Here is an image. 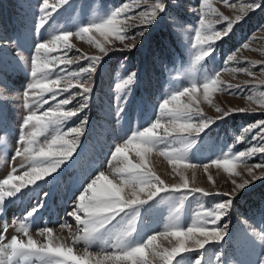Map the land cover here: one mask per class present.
I'll return each instance as SVG.
<instances>
[{
    "label": "snow or ice",
    "instance_id": "1",
    "mask_svg": "<svg viewBox=\"0 0 264 264\" xmlns=\"http://www.w3.org/2000/svg\"><path fill=\"white\" fill-rule=\"evenodd\" d=\"M142 3L146 7L135 12L134 10L140 8ZM68 5L70 0H37L35 5L29 6L31 15L35 17L33 34L37 36L30 57H26L23 51L18 50L21 48L17 41L0 39V49L14 50V66L22 67L31 75L28 87L16 97L23 101L22 107L26 110L20 124L18 139L20 147L15 151V157L21 158L20 168L24 171L23 175L17 176V169L13 167L10 174L0 179V216L6 215L7 202H15L13 198L22 199L29 194L39 197L38 189L43 185L36 182L55 173L76 150L80 138L88 127L87 110L92 98L95 72L105 56L135 48L140 44L149 26L163 14V18L170 22L178 36L189 43H192L191 38L194 36L195 42L192 46L197 50L195 61L199 63L215 51V41L233 34L234 25L243 20L248 13H255L257 9L264 12V0H250L246 4H241L240 15L234 19L213 9L209 0H200L199 7L193 6L188 0H154L152 3H148V0H130L129 3H123L113 9L106 17L94 18L87 26L81 25L78 31L61 28L53 32L49 39H40L41 29L54 19L53 14H58L60 9L67 10L65 6ZM189 12L197 17L195 26L186 23ZM209 12L217 18L213 19ZM134 20H138L139 23H130ZM221 21H226V26L222 30H217L215 25ZM133 27L138 30L130 34ZM261 27L264 30V26ZM96 34H99L101 39H97ZM73 35L80 38L87 35V43L94 45L99 50V55L89 56L87 53H80L70 57L68 53L73 51L74 46L69 43V38ZM117 43L119 46H115ZM241 46L248 48L249 44L242 43ZM236 59L234 53L227 55L221 67L227 71L228 62ZM81 61H87V64H82ZM7 62L8 54L0 53V63ZM61 65L63 67H59ZM72 65L76 67L73 69ZM57 68L58 70H54ZM248 74L252 75L250 71ZM138 80L137 70H132L123 81L124 91L117 97L115 109L118 121L123 118L122 114L132 95L133 86ZM61 82L64 84L62 88ZM72 88L76 90L71 91ZM5 89L14 91L8 80L0 75V92ZM198 89H202L203 98L209 103H211L209 94L216 89L226 90L232 95L240 91L239 86L225 84L220 78V69L199 83L193 82L190 87L169 89L162 101L157 98L158 102L154 105L157 114L154 119H148V126L143 130L137 128L133 134L124 137L121 143L114 146V152L109 153L112 179L100 171L95 178L86 183V186L81 187V194L74 200L72 210L68 213L77 224L73 244L83 242L86 246H91L97 234L105 230L113 236V239L104 242L100 252L95 254L94 264H184L188 257L183 254L197 250H200L199 256L193 264H207L205 246L209 244L220 245L215 264H264V215L261 216L259 225L249 223L247 218L244 219L235 238L236 247L234 249L224 247V244L228 243L224 241V237L229 233L233 201L254 181L264 180V155H261V163L248 165L253 156L264 154V119L250 124L235 137V143H240L245 141L247 135L254 129L257 130L251 140H248L250 146L247 149L236 152L233 151V146H229L227 151L221 152L212 160L217 168L223 167L225 171L234 173L237 177L240 173L234 172L236 162L247 167L248 178H241L239 182L232 178L230 191L189 187V180L183 173H178L182 176L181 183L168 184L148 167L146 157L153 150L166 157L173 165L187 161L188 153L196 145V138L200 133L217 120H223L235 112L249 111L245 108L225 110L214 105L219 115L215 118L209 117L202 109L194 106L198 99L196 96ZM184 96L189 97V103L181 102V97ZM261 97L259 103L264 108V93ZM251 98L249 95V99ZM45 105L48 107L44 108ZM69 105L71 107H68ZM80 113L84 115L80 116ZM72 118H75L73 120L75 126L68 127L65 131L66 122ZM50 125L64 126L53 127L49 132ZM160 129H163V135L158 134ZM4 131L7 133V127H4ZM40 137H43L42 141ZM130 151L135 152L140 162L133 163L129 159ZM112 162H116L114 168ZM188 166L195 169L199 165L189 163ZM202 167L207 172L210 165L203 164ZM255 169H260V172L257 173ZM58 179L57 176H52L51 180L44 181V185L53 184ZM211 179L209 176V180ZM16 181L23 183L17 186ZM29 184L35 187L21 193L20 189ZM5 186L10 187L5 190ZM161 193L172 195L179 193L181 207L183 200L190 196H197L201 201L212 197L217 202L211 210L198 212L195 220L188 226L180 224V208H177L174 216L164 225L163 231L149 234L142 228L141 234L136 236L137 222L140 220L139 208ZM163 199L167 197H162L161 202ZM44 207L45 203L40 201L26 211V216L17 228L20 238L13 237L5 243L6 237L0 235V264H18V257L28 256H39L46 260V264H92L89 259L71 255V247L64 245L53 247V230L47 226L39 232L41 237H46V243L32 238L29 226L34 216ZM134 208L136 211L131 214V219H127L129 214L126 210ZM113 221H116V224H113ZM117 225L126 227L117 229ZM7 227L5 223L4 232H7ZM62 227L70 229L71 225L65 221ZM158 236L169 240L174 238L175 243L170 248L160 249L156 244ZM256 249H260L259 255H255ZM146 250L151 255V260L145 257ZM89 255L85 251V256Z\"/></svg>",
    "mask_w": 264,
    "mask_h": 264
},
{
    "label": "rangeland",
    "instance_id": "2",
    "mask_svg": "<svg viewBox=\"0 0 264 264\" xmlns=\"http://www.w3.org/2000/svg\"><path fill=\"white\" fill-rule=\"evenodd\" d=\"M129 2L130 0H70V5L65 6L67 10L60 9L58 14H53L54 19L50 20L44 29H41L39 38L47 40L53 32L61 28H68L73 32L78 31L81 25L87 26L94 18L106 17L113 9ZM152 2L154 0H148V3ZM188 2L193 6H200V0H188ZM248 2L250 0H226V2L225 0H209L213 9L230 19L240 15V5ZM36 3L37 0H0V39L17 41L21 48L18 50L23 51L26 57L31 56L37 39V36L33 34L35 17L31 15L29 7ZM231 5H236V7ZM145 7L146 5L142 3L140 8L134 11L139 12ZM209 15L213 19L217 18L212 12H209ZM130 23L138 24L139 21L134 20ZM186 23L195 26L197 17L189 12ZM226 23V21H221L215 27L217 30H222ZM261 26H264V12L257 9L255 13H248L243 20L234 25L233 34L230 37L215 41V51L209 57L196 63L197 50L192 46L195 42L194 36L191 38L192 43L178 36L170 22L161 14V17L149 26L140 44L135 48L130 51L109 53L108 56H105L95 72L92 98L87 110L88 127L80 138L76 150L55 173L36 182L43 185L41 189H38L39 197L29 194L22 199L13 198L15 202H7L6 215L0 216V235L6 237L5 243L13 237L20 238L17 228L23 217L26 216V211L43 201L45 207L34 216L29 226L32 238L38 242L46 243V237H41L39 232L47 226L53 230V247L61 245L71 247V255L89 259L94 264L95 254L99 253L104 242L113 239V236L108 230H105L97 234L91 246H86L83 242L73 244L74 234L77 233V224L68 213L72 210L74 200L81 194V187L86 186V183L91 178H95L100 171L112 179L109 153L114 152V146L121 143L124 137L133 134L137 128L143 130L148 126V119L155 118L157 113L154 105L158 102L157 98L162 101L169 89L190 87L193 82L199 83L213 75L217 69H220V78L226 85L239 86L240 91L232 95L226 90L216 89L210 92L211 103H209L203 98L202 89H198L196 93L198 99L194 106L199 107L205 115L213 118L219 115L214 105L225 110L245 108L249 111L246 113L235 112L223 120H217L200 133L196 138V145L188 153L187 161L173 165L166 157L153 150L146 157L148 167L168 184L181 183L182 176L178 173H183V176L189 180V187H203L217 191H230L232 178L237 179L238 182L241 178H248V170L244 164L236 162L234 172L240 173V176L237 177L234 173L225 171L223 167L217 168L212 160L221 152L227 151L229 146H233V151L236 152L247 149L250 146L248 140H251L257 130L254 129L247 135L246 140L240 143H235V137L239 136L243 129L250 124L264 119V108L259 103L262 98L261 94L264 93V72H262L264 69V30ZM137 30L136 27L131 28L130 34H134ZM96 38L101 39L99 34H96ZM69 43L74 46L73 51L68 53L70 57L80 53H87L89 56L99 55V50L94 45L87 43V35L85 38L73 35L69 38ZM242 43H248L249 47L243 48ZM115 46H119L118 43ZM2 52L8 54V62L7 64L0 63V75L8 80L14 91L5 89L0 92V179L10 174L13 167L17 169V176L23 175L24 170L20 168L22 161L21 158L15 157V151L20 147L18 144L20 124L26 110L22 107L23 101L16 97L25 91L31 79L30 73L22 67L14 66V50L0 49V53ZM233 53L237 59L228 62V70L225 71L221 65L224 64L227 55ZM252 61L258 63L252 64ZM81 63L86 65L87 61H81ZM71 67L74 69L76 65ZM243 69H248L252 75ZM54 70H58V68ZM132 70H137L139 80L133 86L132 95L122 114L123 118L118 121L115 114L117 97L123 94V81ZM254 85L256 87H253ZM63 86L64 84L61 82L60 87ZM75 90V88L71 89V91ZM249 95L252 97L251 99H249ZM181 102L189 103V97H181ZM47 107V105L44 106V108ZM79 115L83 116L84 113ZM74 119L66 122L65 131L68 127L75 126ZM61 126L64 125H50L49 132L53 127ZM4 127H7V133L4 131ZM158 134L163 135V129L158 130ZM39 139L42 141L43 137ZM252 143H256V141H252ZM261 155L264 154L253 156L248 161V165L261 163ZM128 157L133 163L140 162L134 151H130ZM189 163L199 166L193 169L188 166ZM115 164L116 162H112L113 168ZM203 164L210 165L207 172L204 171ZM255 171L259 173L260 169H255ZM52 176H57L58 181L44 185V181L51 180ZM209 176H211V180H209ZM15 183L19 186L23 182L16 181ZM8 187L10 186H5V190ZM33 187L35 185L29 184L27 187L21 188L20 192H27L28 188ZM162 197H167V199H163L161 202ZM179 197V193L175 195L161 193L148 204L140 207V220L137 222L135 235L139 236L142 228L149 234L163 231L164 225L174 216L177 208H180V224L188 226L195 220L198 212L211 210L217 202L212 197L201 201L197 196H190L183 200L181 207ZM7 199L8 197H6ZM201 203H203V209H201ZM233 205L229 233L224 237V241L228 242L224 244L227 249L236 247L235 238L239 234L240 225L244 219L247 218L249 223L259 225L260 218L264 215V180H257L249 185L233 201ZM126 211L129 214L127 219H131V214L136 209ZM224 220L226 221L227 217ZM65 221L71 225L70 229L62 227ZM5 223L8 226L7 232L3 231ZM113 224H116V221H113ZM121 227H126V225H117V229ZM256 230L259 231V228ZM174 243V238L169 240L160 236L156 241L160 249L170 248ZM205 247L207 264H215L220 245L209 244ZM85 251L90 255L85 256ZM199 251L183 254L188 257L184 264H193V261L199 256ZM259 253L260 249H256L255 255H259ZM145 257L152 259L147 250ZM17 260L18 264H46V260L39 256L18 257Z\"/></svg>",
    "mask_w": 264,
    "mask_h": 264
}]
</instances>
